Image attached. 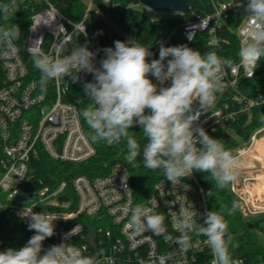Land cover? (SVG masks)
<instances>
[{
	"label": "built area",
	"instance_id": "built-area-1",
	"mask_svg": "<svg viewBox=\"0 0 264 264\" xmlns=\"http://www.w3.org/2000/svg\"><path fill=\"white\" fill-rule=\"evenodd\" d=\"M208 1L212 5V13L183 26L186 43L191 44L197 34L203 33L209 47L220 49L228 44L222 36L223 28H226L236 37L240 50L247 42L249 20L244 16L247 0ZM9 2L0 0V4ZM103 3L114 5L113 0H103ZM25 10H29L31 16L21 41V30L14 20L19 12ZM87 16L86 12L83 21L73 23L55 8L52 0H16V8L7 24L18 26V37L0 46V209L7 216L19 219L27 228L25 215L31 211L58 216L54 220L55 234L50 237L51 246L69 243L85 255L98 253L101 264H153L155 257L164 254L171 256L167 264H212L210 247L202 236H193V240H199L197 248L185 255H177L162 237L151 232L135 233L128 224L129 211L136 205H144L152 214L163 213L167 229L173 236L178 235L175 220L181 206L195 210V219L200 223L199 214L208 207L204 189L195 174L176 186L161 179L142 202L134 197L130 171L123 164L113 166L103 177L75 178L71 186L74 202L63 182L50 190L38 180V187H33L31 166L38 160L40 151L55 162L72 165L87 162L95 151L82 131L76 108L64 101L69 83L65 79L51 81L50 90L42 93L37 82L28 79L22 52L29 56L28 47L42 38V47L50 57L66 55L75 36L80 34L89 49L97 53L95 63L99 66L98 52L87 36L84 23ZM240 16L241 21L232 31L231 24ZM256 67L243 65L237 60L230 70L223 73L224 92L216 95L212 107L201 114L194 127H203L211 135L217 129L229 130L242 115L247 117L248 124L252 110L264 107V90L250 97L240 90L243 81L254 77ZM80 76L81 83L93 79L89 73H81ZM169 85L170 81L162 86ZM85 98L90 103L86 95ZM262 131L264 129L255 132L247 144L230 151L240 161V166L228 189L245 217L264 215V192H257L259 179L250 173L251 161L261 164L260 158L254 155V146ZM243 160L245 165L242 168ZM123 183H127L131 190L124 191ZM64 195L67 199H62ZM169 208L174 211L172 215L168 214ZM74 228L76 234L66 238ZM91 230L95 232L96 253L87 243ZM234 261L242 264L240 259Z\"/></svg>",
	"mask_w": 264,
	"mask_h": 264
},
{
	"label": "clouds",
	"instance_id": "clouds-1",
	"mask_svg": "<svg viewBox=\"0 0 264 264\" xmlns=\"http://www.w3.org/2000/svg\"><path fill=\"white\" fill-rule=\"evenodd\" d=\"M15 8L16 0L0 4V46L18 37V26L7 24ZM244 13L249 20L247 42L240 48L238 60L255 68L264 60V0H247ZM42 42V38L37 39L27 49L33 67L40 73L37 84L41 92L54 80L67 78L79 83L81 73L93 77L83 83L90 103L78 112L88 127L91 143H124L129 161L141 159L146 169L160 173L173 186L194 173L207 174L220 190L236 179L240 161L222 140L210 136L203 127H194L201 114L212 107L216 95L224 92L223 73L233 67V59L215 51L201 53L187 45L161 43L159 59L150 60V47L130 38L103 48L104 55L97 66V53L87 44L71 48L66 55L50 57ZM169 81V86H162ZM258 120L264 124V113L259 114ZM133 126L142 129L146 141L143 145L130 131ZM122 188L131 190L127 183ZM211 194L210 190L207 196ZM239 208L238 202L233 201L230 207L219 211L205 210L199 214L198 223L197 212L181 206L175 220V236L167 229L166 216L152 214L144 205L130 209L128 224L135 233L151 232L162 237L177 255L197 248L199 240H193V236H202L210 247L212 264H235L231 255L235 245L225 217L234 215ZM173 212L169 208L168 214ZM25 216L28 230L34 235L20 249L0 251V264H101L98 253L85 255L69 243L44 248L43 242L55 234L54 220L58 216L33 211ZM73 234L75 228L66 238ZM170 259L168 254L160 255L153 264H167Z\"/></svg>",
	"mask_w": 264,
	"mask_h": 264
},
{
	"label": "trees",
	"instance_id": "trees-1",
	"mask_svg": "<svg viewBox=\"0 0 264 264\" xmlns=\"http://www.w3.org/2000/svg\"><path fill=\"white\" fill-rule=\"evenodd\" d=\"M85 1L92 4L93 10L87 11ZM138 1L126 0L124 2L113 0L114 5L109 6H106L103 0H52V3L61 14L73 23L83 21L87 12L88 16L84 23L88 32V39L98 52V65L104 55L103 48L114 47V41L116 40L126 41L130 38L150 47L153 53V56L149 58L150 60L159 59L161 43L165 46L187 45L190 48L199 50L201 53L215 51L221 57L233 59L234 63L238 60V41L234 34L229 33L226 28H223L222 36L226 38L228 44L222 45L220 49L209 47L206 40L207 36L203 33L197 34L191 44L186 43L183 36V26L212 13V5L208 0H187L188 10L186 12L179 16H167L157 20H151L144 15L138 7ZM101 15L106 16L116 30L110 28ZM30 16L31 12L25 10L19 12L16 20H14L20 27L21 41L26 33ZM241 18L242 16L231 24L232 31L236 29ZM84 44L83 37L77 34L71 48ZM22 56L28 69V79L37 82L40 77L39 71L33 67L29 56H26L23 52ZM65 80L69 84L64 101L74 106L79 112L81 108L86 107L88 104L83 90V83H72L67 78ZM50 83L47 86V90L42 93H47L50 90ZM240 88L241 92L249 97L261 91V89L264 90V60L257 65L254 77L243 81L240 84ZM261 113H264V107H256L251 112L248 124L246 116H238L229 130L217 129L210 136L222 140L225 148L232 151L247 144L255 132L264 129V124L258 120V116ZM79 119L82 131L87 138L88 127L81 117ZM130 131L137 135L138 142L141 145L146 142L139 126H133ZM90 144L95 151L94 156L87 162L77 165L55 162L48 158L44 152L40 151L38 160L34 161L31 166L33 187H38V180L50 190L63 182L67 185L66 192H70L71 200L74 202L71 186L75 178L86 177L93 179L103 177L110 172L113 166L123 164L130 171V187H132L133 195L139 202H142L150 193L153 185L164 179L160 173L146 169L141 159L129 161L124 143L109 145L104 142H90ZM194 174L202 189H204L208 210L219 211L222 208L230 207L231 203L236 201L230 194L228 187L223 190L217 189L207 174ZM210 190L212 194L207 196ZM62 199H67V196L64 195ZM240 208L234 215L225 217L235 245V247L231 248L232 258L233 260L240 259L242 264H264V242L256 237L257 235L264 237V215L245 217ZM32 235H34V232L24 227L19 219L7 216L6 212L0 209V251L9 248L20 249ZM43 244L44 248L47 249L52 242L48 238Z\"/></svg>",
	"mask_w": 264,
	"mask_h": 264
},
{
	"label": "water",
	"instance_id": "water-1",
	"mask_svg": "<svg viewBox=\"0 0 264 264\" xmlns=\"http://www.w3.org/2000/svg\"><path fill=\"white\" fill-rule=\"evenodd\" d=\"M138 6L154 14L170 16H179L188 10L187 0H139ZM95 238V232L91 230L87 243L96 253Z\"/></svg>",
	"mask_w": 264,
	"mask_h": 264
},
{
	"label": "rangeland",
	"instance_id": "rangeland-1",
	"mask_svg": "<svg viewBox=\"0 0 264 264\" xmlns=\"http://www.w3.org/2000/svg\"><path fill=\"white\" fill-rule=\"evenodd\" d=\"M85 3L87 5V11L93 10V6H92V4L90 2L85 1ZM138 7H139L140 11L144 15H146L147 17H149L151 20H157V19H160L162 17L170 16V15H158V14H154V13H152V12H150V11H148V10L140 7V6H138ZM101 16H103V15H101ZM102 18L108 23V25H109L110 28L116 30V28L114 26H112L110 24V22L107 20L106 16H103ZM258 141H259L260 144L264 145V131H262L261 134H258V136L256 138V143H255L256 146L258 144ZM259 149L264 150L262 148H259ZM254 155L260 157L261 164L264 165V156H262L261 154L257 153L256 151H255V154ZM255 162L256 161H251V165L252 166H251V169H250V173L254 177H258V179H259V182H257L258 183V186L256 187V190L260 194V193L264 192V173H262V172H264V169H261L260 164H258L257 162L255 163ZM241 163H242L241 165H242V168H243L244 165H245L244 164V160ZM243 172H245V171H243ZM243 172L241 171V173H243ZM256 237H257V239H260L262 242H264V237H262L261 235H257Z\"/></svg>",
	"mask_w": 264,
	"mask_h": 264
},
{
	"label": "crops",
	"instance_id": "crops-1",
	"mask_svg": "<svg viewBox=\"0 0 264 264\" xmlns=\"http://www.w3.org/2000/svg\"><path fill=\"white\" fill-rule=\"evenodd\" d=\"M258 148H262V149H264V145H262V144H260L259 142H258ZM261 150V149H260ZM262 152H264V150H261ZM257 152V151H256ZM258 153V152H257ZM262 156H264V155H262ZM260 158V157H259ZM260 167H261V169H264V165H262V164H260ZM262 173H264V172H262Z\"/></svg>",
	"mask_w": 264,
	"mask_h": 264
},
{
	"label": "bare ground",
	"instance_id": "bare-ground-1",
	"mask_svg": "<svg viewBox=\"0 0 264 264\" xmlns=\"http://www.w3.org/2000/svg\"><path fill=\"white\" fill-rule=\"evenodd\" d=\"M259 142V141H258ZM255 151H257L259 154H261V155H264V152H262L259 148H258V145L256 146L255 145Z\"/></svg>",
	"mask_w": 264,
	"mask_h": 264
}]
</instances>
